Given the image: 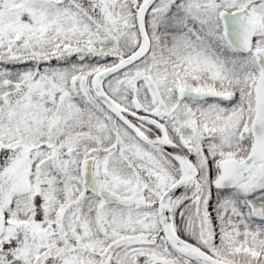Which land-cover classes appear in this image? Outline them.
<instances>
[{"label":"snow or ice","instance_id":"1","mask_svg":"<svg viewBox=\"0 0 264 264\" xmlns=\"http://www.w3.org/2000/svg\"><path fill=\"white\" fill-rule=\"evenodd\" d=\"M0 264H264V0H0Z\"/></svg>","mask_w":264,"mask_h":264}]
</instances>
